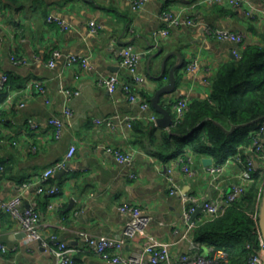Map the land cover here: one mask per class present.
Instances as JSON below:
<instances>
[{
	"label": "crops",
	"instance_id": "1",
	"mask_svg": "<svg viewBox=\"0 0 264 264\" xmlns=\"http://www.w3.org/2000/svg\"><path fill=\"white\" fill-rule=\"evenodd\" d=\"M131 1L0 0V78L8 74L10 85L8 90L0 89V243L6 246V250L0 249V264H56L53 253L39 241H28L20 224L1 204L21 193L23 182L65 159L71 145L76 146L74 156L66 168L50 178L58 193L51 197L31 186L22 194L21 206L32 205L40 211L43 235L55 233L68 242L76 250L77 264H116L90 251L85 235L123 238V254L142 251L150 237L170 243L173 257L208 254L194 239V229L204 213L192 222L185 221L183 211L188 204L183 203L182 194L204 200L226 192L230 183L238 180L244 157L239 161L240 153L230 156L224 174L216 181L209 165L202 161L211 157L212 164H217L211 154L184 153L192 159L193 175L183 169L186 156L162 159L154 151V142L148 140L152 125L163 128L157 125L162 114L153 108L151 98L160 86L169 83L171 68L180 62V55L174 52L181 54L184 63L175 71V90L160 98V104L171 112L172 122L179 98H208L219 67L235 59L236 44L211 37L207 28L240 32L245 44L264 46V0H244L239 6L215 0H148L140 10H134ZM163 10L192 17L195 23L171 27L164 34ZM50 13L68 20L71 28L49 22ZM90 20L101 26L97 32L91 31ZM126 45L141 54L138 72L144 79L133 86L140 98L134 102L122 88L124 82L133 80L121 65L120 52ZM55 49L64 56L50 67L47 62ZM168 53L165 73L158 80ZM12 54L30 62L15 65ZM67 54L87 55L91 68L67 65ZM35 55L40 56L39 61L33 60ZM194 60L197 68L188 69ZM111 75L119 80L114 91L99 83L101 77ZM35 81L44 84L45 94L35 89ZM66 90H78L79 94L69 99ZM143 102L146 108L141 106ZM68 106L73 109L71 117L63 115ZM54 116L64 122L59 136L49 123ZM106 117L117 125L94 121ZM30 121L37 126L32 127ZM157 135L158 141L159 131ZM108 146L130 154V161L118 162ZM169 176L179 184L182 194L170 193ZM123 202H131L153 217L148 236H123L129 218L119 210Z\"/></svg>",
	"mask_w": 264,
	"mask_h": 264
},
{
	"label": "built area",
	"instance_id": "2",
	"mask_svg": "<svg viewBox=\"0 0 264 264\" xmlns=\"http://www.w3.org/2000/svg\"><path fill=\"white\" fill-rule=\"evenodd\" d=\"M148 0H132V8L134 10H140L144 7ZM212 1V0H206ZM217 2L227 3L230 6H239L244 0H215ZM161 17L166 24V28L163 31L164 34L169 33L171 27L191 26L195 23V19L188 16H182L180 13H174L169 10H163ZM49 22L58 24L63 29L71 28L72 24L65 18L50 13L47 16ZM91 31L97 32L101 27L96 21H89ZM207 34L218 40H231L236 44L233 49V55L235 58H239L241 55V48L245 44V37L242 33L236 32L225 28H207ZM63 53L55 49L52 51L51 59L48 60L47 65L50 67L55 66V60L58 57H63ZM67 65H78L82 69L91 68L90 59L87 55L82 54H67L65 55ZM121 65L124 66L128 72L132 75V82H124L122 84L123 90L126 92L130 101L140 100L135 88V84H139L143 81V76L138 72L139 63L141 60V54L132 45H126L120 52ZM33 60H40V56L35 55ZM11 61L15 65L28 64L30 61L27 57L19 56L16 54L11 55ZM198 66L197 60L191 62L188 69H196ZM99 83L105 86L108 90L114 91L119 86V80L117 76H103L99 79ZM35 89L42 94L46 93V87L41 81H35L32 83ZM9 76L3 74L0 78V89L8 90ZM68 98L72 95L79 94L78 90L70 91L66 90ZM190 101L188 97L179 98L175 104V120H180L188 110ZM22 105V104H21ZM143 108L147 107V103H141ZM63 115L65 117H71L73 115V109L68 106L63 109ZM153 120L156 119L154 115L151 116ZM94 121L97 124H105L109 127H115L117 124L112 118H96ZM32 127H36L37 123L30 121ZM49 123L55 126V133L59 136L61 128L63 126V119L60 116H54L49 119ZM127 124L131 126L130 118H127ZM253 141L250 146H247L245 150V158L243 161L242 169L238 175V180L231 182L228 190H224L215 198H209L201 200L195 196L183 195L179 184L172 176H169L170 193H181L183 196V203L188 204L187 208H184L183 217L185 221L190 222L193 213L197 210L198 206L202 204L201 211L204 213V219H213L223 214L227 207L233 202L238 200L242 194L246 191L248 185L253 181V175L257 172L264 171V122L258 124L257 129L252 132ZM106 149L115 155L118 162H128L131 159V155L124 153L120 148L114 146H108ZM76 146L71 145L65 159L60 160L46 168L40 175L33 179L26 180L22 184V191L10 199L4 200L1 204L2 210L8 212L21 226V229L25 233L28 241H39L41 245L49 250L56 258V264H73L75 249L66 241H63L55 233H51L48 236L43 235L41 213L35 206H21V196L31 186H36L37 192L45 193L48 196H55L58 193V188L50 183V178L53 174L60 169L66 168L67 162L74 156ZM186 156V162L183 169L189 175H193L194 171L191 168L190 163L192 159L190 156L180 154V157ZM239 161L241 157L237 155ZM229 158L223 163L211 164L208 166V171L214 180L221 179L228 164ZM3 171V165L0 163V174ZM54 204H50L49 208H53ZM119 210L129 215L123 228V236L125 237H138L148 236V228L153 221V217L143 212V210L131 203L123 202L119 205ZM259 211L252 214L256 222V228L258 233V239L260 247L249 256V258L240 264H263L264 254V239L259 226ZM191 224V223H190ZM192 225V224H191ZM85 244L87 248L94 254L110 259L116 264H229L227 255L223 250H214L211 254L200 253H183L177 257L171 255V244L163 242L155 238L150 237L149 241L144 246L143 250L138 253L123 254L121 252L124 240L123 238H112L99 235H85ZM0 249L6 250V246L0 243ZM212 251V250H211Z\"/></svg>",
	"mask_w": 264,
	"mask_h": 264
},
{
	"label": "trees",
	"instance_id": "3",
	"mask_svg": "<svg viewBox=\"0 0 264 264\" xmlns=\"http://www.w3.org/2000/svg\"><path fill=\"white\" fill-rule=\"evenodd\" d=\"M254 120L259 122L243 125ZM260 122H264V46L249 43L241 48L239 58L219 67L208 98L191 100L185 115L174 118L169 129L152 125L148 140L164 160L193 151L211 154L223 163L238 153L245 158L244 149L252 143V132ZM263 188L264 171L257 172L244 194L223 214L199 221L194 239L202 251L213 255L214 250H223L229 264H240L260 247L252 214L260 209Z\"/></svg>",
	"mask_w": 264,
	"mask_h": 264
},
{
	"label": "water",
	"instance_id": "4",
	"mask_svg": "<svg viewBox=\"0 0 264 264\" xmlns=\"http://www.w3.org/2000/svg\"><path fill=\"white\" fill-rule=\"evenodd\" d=\"M174 53H176L177 55H180V62L171 68L169 72V77H170L169 83L160 86L154 93L153 97L151 98V104L153 108L162 114V116L158 117L156 120L157 125L163 128L169 127L172 124V114L168 109H166L160 104V98L163 94L172 93L175 90L176 88L175 71L177 68L181 67L184 63V59L181 56V54H179V52H174ZM169 54L170 53H168L162 60L161 73L158 76H156L158 80H160L165 73L166 60ZM258 122L259 120H254L248 124H243V125L246 126V125L255 124ZM235 128L236 126H233L229 131L232 132ZM202 161L205 165H211L213 163V159L211 157H204ZM201 209H202V204L198 206L197 210L193 213L190 219V222H192V220L201 212ZM259 226H260V230H261V233L264 239V188H263L262 198L260 201ZM263 264H264V254H263Z\"/></svg>",
	"mask_w": 264,
	"mask_h": 264
}]
</instances>
